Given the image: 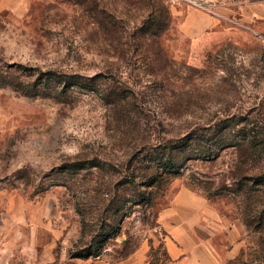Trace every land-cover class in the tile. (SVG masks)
Instances as JSON below:
<instances>
[{
  "label": "rangeland",
  "instance_id": "rangeland-1",
  "mask_svg": "<svg viewBox=\"0 0 264 264\" xmlns=\"http://www.w3.org/2000/svg\"><path fill=\"white\" fill-rule=\"evenodd\" d=\"M212 1L0 0V191L54 202L57 264H161L179 190L225 224L228 264H264V21L238 12L264 0ZM182 9L218 23L188 38Z\"/></svg>",
  "mask_w": 264,
  "mask_h": 264
},
{
  "label": "crops",
  "instance_id": "crops-1",
  "mask_svg": "<svg viewBox=\"0 0 264 264\" xmlns=\"http://www.w3.org/2000/svg\"><path fill=\"white\" fill-rule=\"evenodd\" d=\"M238 4V0H217ZM243 22L264 21V2L240 4ZM176 12V11H175ZM178 28L188 38L196 37L218 23L197 10L182 9ZM54 202L27 200L16 192L0 191V264H57L55 252L61 232L57 229ZM165 239L161 264H228L236 248L225 249L220 240L225 229L203 197L187 190L172 194L159 213ZM62 259V257H61ZM69 264H157L147 250L140 249L119 259H70Z\"/></svg>",
  "mask_w": 264,
  "mask_h": 264
},
{
  "label": "built area",
  "instance_id": "built-area-1",
  "mask_svg": "<svg viewBox=\"0 0 264 264\" xmlns=\"http://www.w3.org/2000/svg\"><path fill=\"white\" fill-rule=\"evenodd\" d=\"M171 5L179 6L181 4H189L195 8L203 9L211 12L216 6L212 0H168ZM100 257H95L93 260H98Z\"/></svg>",
  "mask_w": 264,
  "mask_h": 264
},
{
  "label": "trees",
  "instance_id": "trees-1",
  "mask_svg": "<svg viewBox=\"0 0 264 264\" xmlns=\"http://www.w3.org/2000/svg\"><path fill=\"white\" fill-rule=\"evenodd\" d=\"M249 143H251V141ZM168 165H170L169 167H171L170 162L168 163ZM97 256H99V255H97ZM70 259H78V258H70ZM79 259H82V258H79Z\"/></svg>",
  "mask_w": 264,
  "mask_h": 264
}]
</instances>
